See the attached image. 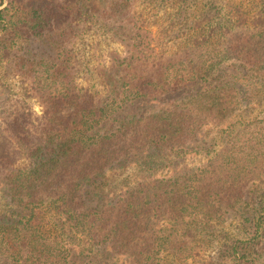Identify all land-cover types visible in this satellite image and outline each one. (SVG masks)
Returning <instances> with one entry per match:
<instances>
[{
	"label": "trees",
	"instance_id": "trees-1",
	"mask_svg": "<svg viewBox=\"0 0 264 264\" xmlns=\"http://www.w3.org/2000/svg\"><path fill=\"white\" fill-rule=\"evenodd\" d=\"M69 20L128 49L112 58L99 97L75 84L93 71L60 39L74 32L60 30ZM149 24L182 51L152 54ZM35 39L55 45L53 56L24 54L21 43ZM4 62L43 112L33 133L21 111L7 124L13 139L0 133V264H264V117L225 127L229 140L200 169L118 192L105 175L130 153L152 151L145 164L156 169L154 153L182 149L247 106L223 64L249 68L264 89V0H0ZM178 89L189 95L166 110L130 112ZM208 247L215 257L203 260Z\"/></svg>",
	"mask_w": 264,
	"mask_h": 264
},
{
	"label": "rangeland",
	"instance_id": "rangeland-1",
	"mask_svg": "<svg viewBox=\"0 0 264 264\" xmlns=\"http://www.w3.org/2000/svg\"><path fill=\"white\" fill-rule=\"evenodd\" d=\"M143 18L145 19V16ZM68 24L74 27V32L68 37L65 36L60 39H66L64 43H67L68 48L73 51L78 50L76 52V60H84L88 69L94 72H92V77H90L91 73H86L85 70L81 69L75 75V84L81 91L87 90L88 94L93 96L97 94L99 97L105 93L104 85L109 82L108 76H113L114 74L113 70H110L112 58L117 57L118 60H122L128 55V49L123 42L110 38V34L98 32L96 28L94 30H86V26L81 23L77 25L76 22L73 23L69 20L62 25L60 30L69 31L70 28H67ZM114 24L115 26L118 25V23ZM146 30L152 33L151 36L154 39L151 47L152 54H157L159 58L163 55L164 58L161 61H166L174 52L179 53L182 51V49H177L171 44L157 42L160 36L159 27L149 24L146 26ZM54 32H58V30ZM60 39H58V42L61 41ZM20 46L23 48L24 54L26 53L37 59L52 57L55 52V45H51L43 39L22 42ZM80 52L83 54L82 58ZM13 65V62L6 64L4 62L0 65V133L9 136L11 139L13 137L6 128L8 122L17 115V112H26L30 116L32 125L29 128L32 133L40 123L43 112V105L30 89V83L27 79L14 72ZM74 66L78 68V63L74 62ZM223 67V73L232 75L238 86L241 87V91L247 93L245 96L248 100V105L246 106V104L242 103L237 110L228 114L221 121V124L209 121V125L204 126L195 138L184 145L182 149L154 153V161L161 164L156 169H149L145 164L148 160L147 157L152 151L149 153H130L126 158L114 162L110 168L106 169L105 175L109 182L117 186L116 192L133 188L147 180L168 178L202 168L208 163V160L221 152L225 140H229L227 134L222 132L225 127L229 124H235L232 128L237 131L246 120H252L253 118L261 120L264 117V89L260 88V79L258 80L249 68L238 63L228 62L223 64ZM153 69L149 65L143 74L152 75L154 73L152 72ZM221 70H218V72ZM188 95L183 89L173 90L164 96L157 97L158 99L155 101L132 106L133 108H131L130 112L136 114V117L151 116L160 109L166 110L169 105L175 104L179 99ZM262 192L264 193V185H262ZM236 222L238 223L237 218L228 216L224 227L234 234ZM201 256L203 260H212L215 257V251H212L210 247L205 248L201 252ZM125 260L120 257H114L113 259L116 263H122Z\"/></svg>",
	"mask_w": 264,
	"mask_h": 264
}]
</instances>
